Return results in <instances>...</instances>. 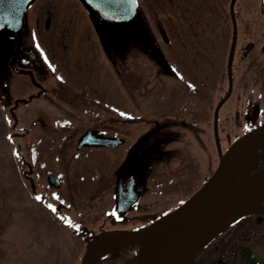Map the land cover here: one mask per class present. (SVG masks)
I'll return each instance as SVG.
<instances>
[{
    "label": "rangeland",
    "instance_id": "obj_1",
    "mask_svg": "<svg viewBox=\"0 0 264 264\" xmlns=\"http://www.w3.org/2000/svg\"><path fill=\"white\" fill-rule=\"evenodd\" d=\"M35 1L39 4L43 0ZM48 1L49 5L57 7L48 23H45L43 18L33 21L34 17L30 13L35 6L33 2L21 32L36 30L37 41L33 42L36 46L39 72L38 75L34 73V77L45 78L43 82H50L51 85V89L47 90L44 96L52 103L59 101L54 95L61 93V86L59 88L56 84H64L65 90L68 91L71 103L70 127L76 131L72 139L77 138L81 127L88 125L85 118L86 112L89 111L96 110L100 114L106 111L118 112V131L127 143L135 138L146 141L145 122L158 120L161 118V112L166 114V117L162 115L165 129L162 135H159L160 138L167 140L173 137L172 143L167 141V149L180 150L182 155L192 162L196 173V178H192L193 182L184 183V186L188 187L186 194L183 189L181 200L185 201L186 197L198 190L204 178H209L215 171L220 156L241 136L242 127L247 124L244 116L264 117V100L261 103L263 111L259 114L258 101L261 98L259 100L256 95L260 90L258 84L264 95V82H244V91L238 89L239 82H222L233 78L232 75L236 77L235 71L226 70L221 65L222 58L216 54L220 49L217 38L206 37L215 40V44H211L203 35L193 32L191 17L200 14L195 6L174 8L175 12L178 9L177 14L186 18L188 23L175 40L176 43L165 50L158 23L155 24L154 20L142 19L145 22L119 27L104 26L101 29L78 2ZM138 9L141 16L151 13L149 8ZM152 12L160 13L157 8H152ZM138 29L140 32H136ZM107 35L108 39L105 38ZM112 38L116 43L114 51L115 47L110 49L108 42ZM115 50L118 59L112 63ZM163 54L166 63L162 59ZM232 61L235 62L233 59ZM250 74L254 80L257 78L254 71ZM208 78L212 82H207ZM34 83L20 82V97L16 96L14 90L7 92V98L1 105L4 112L0 110V264H79L84 254L81 239L74 236L73 231L69 235L64 229L56 228L45 211L32 201V189L39 183V177L47 171L46 166L41 165L37 149L42 148L41 138L42 142H47L51 138L53 126H57L55 121L53 125L51 116L54 114L53 109L52 113L50 112L48 99L34 98ZM181 84L197 87L199 91L200 88H204V91L213 88L215 93L211 107L224 98L225 103L219 109L220 114H223H215V119L219 118V122L214 132V142L213 136L206 130L210 124L204 122L199 131H189L182 129L179 124L180 120L187 123L188 117L174 116L176 101L181 100L180 98L188 99L186 94L183 93L182 97L178 91V85ZM50 92L54 98L49 97ZM34 111L38 114L35 120H29L28 124L21 122L24 115ZM128 113L134 116L131 118L134 120L132 123L125 121L129 117ZM108 115L112 117L111 113ZM235 120L239 123L238 126L235 125ZM8 137H11L10 141ZM20 139L26 144H21ZM56 164L63 168L67 159L62 156L56 160ZM152 165L157 169L153 170L154 173L165 177L162 162H153ZM80 168L85 169L88 175L95 171V166L88 162H83L77 169ZM169 168L167 167V170ZM258 170L253 176L263 173L264 165ZM83 180L84 178H77L72 181V186L77 187ZM47 195L52 197V192ZM152 200L151 202H156V199ZM173 200L175 198H172ZM153 210L148 216L157 215L152 214ZM100 215L103 218L101 213ZM131 217L132 215H128L127 218ZM71 218H76V214H72ZM131 224L129 228L138 223ZM253 224L255 225V221L252 219L246 223L240 222L234 228L233 233L236 234L233 237L241 233L247 234V230L240 229ZM96 225H92L94 232ZM240 226L241 228H238ZM257 228L255 236H246L247 239L243 235L239 239L231 255L226 251L227 255L222 264H247L243 258L244 253L240 252L244 246L250 249L251 257L257 264H264V222L258 223ZM138 245L137 254L142 249L141 242ZM210 253L212 252L207 251L205 256H200L194 264L215 263L216 258Z\"/></svg>",
    "mask_w": 264,
    "mask_h": 264
},
{
    "label": "flooded vegetation",
    "instance_id": "obj_2",
    "mask_svg": "<svg viewBox=\"0 0 264 264\" xmlns=\"http://www.w3.org/2000/svg\"><path fill=\"white\" fill-rule=\"evenodd\" d=\"M34 4L33 9L31 6L27 9L24 21L29 17V9H31V16L34 17L33 21L43 18L45 23H48L51 16L57 11V7L49 5L48 0H43L39 4L35 1ZM136 4L137 8H149L151 13L143 16L138 11V22L142 23L145 22L142 19H147V21L154 20L155 24L158 23L165 50L168 46L171 47L176 43L175 40L188 23L186 18L177 14L178 9L175 12L174 8L195 6L200 14L191 17L190 23L194 27L193 32L200 33L211 44H215V40L206 37L217 38L220 49L216 54L222 58L221 65L226 70H234L238 77L236 79L232 75L233 78L230 77V80L222 82H239L240 88L238 89L241 91H244L242 88L244 82H264V0H136ZM152 8H157V12L160 13H153ZM136 32H140V29ZM26 33L19 32L13 36L0 34V110L7 98V92L14 90L16 96L20 97V82H35L33 85L36 91L35 99L47 98L44 94L51 89L50 82H43L45 78L34 77V73L38 75L39 72L36 60L37 51L33 42V40L37 41V33L36 30ZM105 38L109 37L105 36ZM108 42H110V49L115 47L114 51L116 43L113 38ZM114 53L112 63L118 59L116 50ZM162 57L165 62V55L163 54ZM252 71L256 73L255 80L251 77ZM47 80L49 81V77ZM207 82H212V80L208 78ZM56 85L59 88L61 86V93L54 95L59 101L52 103L49 98L47 99L51 113L53 109L54 116H51L53 125L55 121L57 126H53L50 132L51 138L47 142H42V138L41 141L38 139L42 146L41 149H37L38 158L43 163L41 165L46 166L47 171L39 177V183L32 189L31 196L33 203L45 211L56 228L64 229L69 235L73 231L74 236L81 239L84 251L105 235L136 231L148 226L158 218L177 209L197 191L186 197L185 201L181 200L183 189L186 194L188 187V185L184 186V183L193 182L192 178H196V173L192 162L187 160L180 150L167 149V141L170 140L172 143L173 137L167 140L160 138L159 135H162V131L165 129L162 118L166 117V114L161 112V118L158 120L145 122L147 125V130L144 132L146 141H142V138L138 140L135 138L134 141L132 139L127 143L118 131V112L106 111L104 114H100L96 110L89 111L86 112L87 118H85L88 125L79 129L78 136L74 140L72 137L76 131L71 130L72 127H70L69 94L65 90L64 84ZM178 86L180 95L183 97L184 93L188 96V99L177 100V105L173 108L176 118L188 117L187 123L179 121L182 129L197 132L206 122L207 125L210 124L206 130L211 133L214 142V132H216L219 122V118L215 119V114L218 113L219 116L223 114H220L219 109L225 103L224 98L211 107V100L215 93L213 88H208L206 91L204 88H200L201 91H199L197 87L188 84ZM258 86L260 90L256 95L259 100L261 98L258 101L260 104L259 114H261L264 95L261 92V86L259 84ZM49 97L54 98L51 92ZM15 101L14 104L17 107V100ZM108 113H111L112 117ZM37 115L36 111L30 112L23 116L21 122L28 124V121L35 120ZM128 116L125 121L132 123L134 120L131 118L134 116L131 113H128ZM263 118V116L254 118L245 115L244 119L247 120V124L243 125L242 134L251 131L252 128L264 129ZM34 122H32L33 125ZM221 123L224 122L221 120ZM234 123L239 125L236 120ZM85 133H94V136H89L87 143L77 147L79 138ZM19 136L22 137L21 134ZM90 138L92 139L90 140ZM103 139H119L121 143L111 147L95 145ZM10 140L11 137H8V141ZM20 143L26 144L22 139H20ZM24 151L28 154L27 150L24 149ZM62 156H65V160L67 159V164L63 168L56 164V160ZM157 161L162 162L163 170L166 173L165 177L158 176L154 173L155 171L153 172L157 169L153 167L152 163ZM83 162L94 165L95 171L88 175L85 169H77L82 166ZM167 167H170L169 170ZM77 178H84L79 182V189L78 186H72V181ZM206 180L208 178H204L203 182ZM127 187H132L133 192L139 191V195L120 216L119 212L124 210L125 205L124 199L119 200L118 198L121 195L129 194L126 191ZM48 192H52V197L47 195ZM36 196H40L42 199L37 201ZM153 198L156 199V202H151ZM172 198L175 200L172 201ZM49 205H52L56 211L53 212ZM137 209L138 211H136ZM151 210H153L152 214L157 213V215L148 216ZM72 214H76V218L72 219ZM128 215H132V217L127 218ZM251 219L255 221V225H247L245 229H240L247 230V234L241 233L237 237H233L236 234L233 233L234 228L238 224L226 228L212 240V244L202 252L201 257H204L207 251H211L210 254L215 256L216 262L222 264L227 252L231 255V252L237 247L239 239L243 235L245 238L250 235L255 236L258 223L264 222V217L258 216H252L246 221ZM133 222L138 224L129 228ZM119 224H121L120 227L117 226ZM92 225H96L95 232ZM244 247L240 249V252L244 253L245 263L254 264L250 249ZM130 249L133 248L128 246L116 249L112 251V254L107 255L105 261L109 262L110 256H118L124 264L127 261L129 263L132 257Z\"/></svg>",
    "mask_w": 264,
    "mask_h": 264
},
{
    "label": "water",
    "instance_id": "obj_3",
    "mask_svg": "<svg viewBox=\"0 0 264 264\" xmlns=\"http://www.w3.org/2000/svg\"><path fill=\"white\" fill-rule=\"evenodd\" d=\"M35 0H0V34L21 32L24 15ZM83 6L96 26H129L138 22V8L133 0H75ZM106 34V33H105ZM109 37V35H107ZM85 133L77 147L87 143ZM92 138H90L91 140ZM86 140V141H85ZM119 139H103L95 145L114 146ZM264 149V129L251 130L234 142L220 156L217 168L210 178L181 206L158 218L148 226L130 232L112 233L97 239L88 247L79 264H94L99 258L121 246L154 241L153 249L134 264H187L204 246L226 227L244 216L264 217V183L251 184L256 172H248L251 161ZM124 210L139 195L127 187ZM137 247V249H138ZM214 264H219L216 262Z\"/></svg>",
    "mask_w": 264,
    "mask_h": 264
},
{
    "label": "trees",
    "instance_id": "obj_4",
    "mask_svg": "<svg viewBox=\"0 0 264 264\" xmlns=\"http://www.w3.org/2000/svg\"><path fill=\"white\" fill-rule=\"evenodd\" d=\"M251 165H254L253 167L250 168V170L248 172H253L255 170H258L259 167L264 165V149L258 152V158L256 160L251 161L250 163ZM204 183V182H203ZM252 218V216H244L242 218H240L239 220L235 221L234 223H232L230 226H228L227 228H230L236 224H239L240 222H245L246 219H250ZM212 244V241L209 242L206 246H204L187 264H194L198 258L202 255V252L204 250H206V248H208L210 245ZM131 246V248L129 251H131V261H128L125 264H133L135 259H136V254H137V247L135 245H129V247ZM122 247H128V246H121L119 248ZM117 248V249H119ZM135 248V249H134ZM135 250V251H134ZM112 254V252L107 253L106 255L102 256L101 258H99L96 262V264H124L121 259L117 256H110V260L109 262L105 261V258L108 257L107 255ZM102 259V260H101ZM254 264H257V262L253 261Z\"/></svg>",
    "mask_w": 264,
    "mask_h": 264
},
{
    "label": "bare ground",
    "instance_id": "obj_5",
    "mask_svg": "<svg viewBox=\"0 0 264 264\" xmlns=\"http://www.w3.org/2000/svg\"><path fill=\"white\" fill-rule=\"evenodd\" d=\"M251 184H255V183H264V172L256 175L255 177L251 178ZM142 251H141V255H140V261H142L146 255V253L149 251H151L153 249V246L155 245L154 241H142Z\"/></svg>",
    "mask_w": 264,
    "mask_h": 264
},
{
    "label": "snow or ice",
    "instance_id": "obj_6",
    "mask_svg": "<svg viewBox=\"0 0 264 264\" xmlns=\"http://www.w3.org/2000/svg\"><path fill=\"white\" fill-rule=\"evenodd\" d=\"M133 2H135V0H133ZM37 47H39V45H37ZM36 199H37V201H39V200H41L42 198H41L40 196H36ZM57 199H59V198L57 197ZM49 208H51L53 212L56 211V209L53 208L52 205H49ZM66 222L69 223V224L71 223L70 221H66Z\"/></svg>",
    "mask_w": 264,
    "mask_h": 264
}]
</instances>
